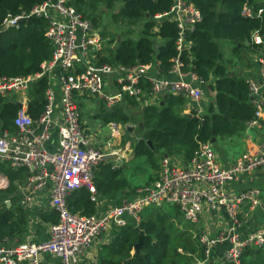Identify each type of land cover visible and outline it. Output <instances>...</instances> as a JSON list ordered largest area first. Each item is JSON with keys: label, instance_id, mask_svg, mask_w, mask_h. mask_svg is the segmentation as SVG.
<instances>
[{"label": "built area", "instance_id": "obj_1", "mask_svg": "<svg viewBox=\"0 0 264 264\" xmlns=\"http://www.w3.org/2000/svg\"><path fill=\"white\" fill-rule=\"evenodd\" d=\"M73 1L45 0L35 5L29 14L5 20V26H9L16 25L23 16L45 19L51 56L35 73L0 74V102L8 98L21 104L13 119V129L0 124V162L17 172L12 180L17 185L21 204L30 206L39 194L48 193L49 205L57 212L58 221L49 224L47 239L23 241L14 237L0 241V264L25 261L41 264L43 254L58 256L62 264H82L87 249L102 233L113 227L139 223L147 207L164 204L178 206L184 219L196 225L203 215L217 219L225 210L231 220L228 229L217 235H213L208 226L200 229L199 240L205 249V259L197 264H207L215 246L224 242L230 245L225 248L223 259L243 264L247 246L264 245V227L251 230L244 238L238 227L264 207V203L257 187L230 191L226 186L243 173L264 169V143L245 152L230 167H224L213 143L198 140V147L188 160L164 155L152 181L138 186L131 196L123 197L106 211L86 215L71 210L67 199L78 189H88L91 199L98 201L95 170L108 156L117 157L122 152L113 145L125 128L120 122L110 120L106 149L97 147L91 131L82 121L80 101L83 98H101L106 111L127 95L146 105H159L161 98L169 94L179 95L189 101L185 111L199 116L206 107L202 87L206 81L181 57L192 45L190 32L203 19L201 10L192 0H173L168 10L154 15L158 23L166 18L178 27V53L168 71L161 68L158 60L135 65L98 63L100 56L109 54L108 38ZM241 13L246 17H260L263 8L255 9L245 3ZM250 43L259 64V78L247 80L257 108V116L249 121V126L254 127L264 115V32L255 29ZM42 77H47L45 106L40 116L33 118L28 111L30 91ZM51 142L54 150L49 145ZM124 149H128V145ZM12 180L0 169V189H7Z\"/></svg>", "mask_w": 264, "mask_h": 264}, {"label": "trees", "instance_id": "obj_2", "mask_svg": "<svg viewBox=\"0 0 264 264\" xmlns=\"http://www.w3.org/2000/svg\"><path fill=\"white\" fill-rule=\"evenodd\" d=\"M43 1L45 0H0V74L35 73L41 69V63L51 56V46L45 35V19L35 15L23 16L18 24L5 26L7 18L27 15L35 5ZM192 1L201 10L203 19L190 32L192 45L183 51L181 57L208 82L215 92L213 100L207 103L199 116L194 112H183L186 100L179 95H166L165 102L160 105H143L136 97L127 95L107 111L105 117L106 122L115 120L122 124L135 118L137 128L142 132L141 137L133 142L136 156L148 158L155 167L159 165V156L162 159L166 153L170 157L188 160L198 147V140L211 141L219 136L238 137L247 122L257 116V108L250 101L248 83L243 76L230 75L231 70L225 61L222 45L226 42L233 44L238 53L235 65L244 63L245 57L241 52L254 50L251 43H246L250 40L251 33L255 29L264 32V0ZM73 2L96 27L100 25L104 10L112 12L117 23L116 26L113 25V29L118 34L110 32L107 27L101 32L108 38L109 54L100 56L98 63L135 65L158 60L164 71L171 68L173 58L178 53V27L174 21L166 18L158 23L154 15L168 10L173 0ZM245 3L255 9L263 8L262 15L253 18L244 16L241 10ZM140 24L138 36L134 38V26ZM119 34L122 36L120 41ZM114 40L116 46L111 48L110 44ZM46 88L47 77H42L30 91L28 111L33 118H38L44 110ZM127 106L139 108L138 115L132 114L131 108ZM19 107L17 102L3 98L0 102V124L13 129V119ZM124 129L127 135L128 128ZM0 169L11 180L16 176L17 172L5 163L0 162ZM120 173L119 167L113 166L111 162L100 163L95 170L99 196H112L124 189H130L132 193L138 187H134ZM16 192L17 185L13 180L7 189H0V241L23 235L27 231L25 210L17 199L11 198ZM10 198L12 205L8 207L6 200ZM67 200L73 212L92 215L97 211V203L91 199V192L86 188L73 191ZM163 206L147 207L139 223L114 228L111 242L105 245L98 264H197L204 260L205 249L199 240L200 229L197 234L188 231L189 224L185 223L187 220L178 206L167 207V210ZM40 216L47 222L58 221V214L54 210L43 212ZM136 244L139 245L138 250H135ZM242 257L243 264H264V255L257 246H247ZM213 264L232 263L223 260Z\"/></svg>", "mask_w": 264, "mask_h": 264}, {"label": "crops", "instance_id": "obj_3", "mask_svg": "<svg viewBox=\"0 0 264 264\" xmlns=\"http://www.w3.org/2000/svg\"><path fill=\"white\" fill-rule=\"evenodd\" d=\"M246 53L247 56H245L244 63L242 64L239 63L237 66H234V64H231L230 66L228 65L229 70H231V72H234L235 74L243 76L246 79V81L250 78H259V64L257 62L255 52H252L251 50H247ZM207 86L209 89H207ZM202 87L204 89V98L206 100V105H207L209 101L213 100L215 92L208 85V82L202 85ZM251 97L252 96L250 95V98ZM250 101L253 102V97L252 100ZM164 102L165 100L161 98L159 105ZM188 103L189 101L186 100V103L183 106L184 113H187L185 109L187 108ZM127 124H121V125L122 126L125 125V128L126 127L128 128ZM123 130L125 131V129ZM124 131L121 138L115 140V144L113 145L114 147L116 146V149L121 148L122 152H119L117 157H115L114 159H109L110 157H114V156H108L103 162L105 161L111 162L113 166H116L114 160L117 162L120 161L122 162V157L120 156V153L124 155L123 154L125 153L124 146L126 147V145H128V149L130 148L129 141L125 140L124 135L126 134L124 133ZM97 133H98L97 130L91 133L93 142H95V145L97 147H100L101 149L104 150L106 149L105 143L107 140L101 139L102 138L101 135L100 137H98L99 135L96 136ZM54 137H56V135H54ZM96 139L97 141H95ZM122 143L124 144L123 147L121 146ZM263 143H264V115L260 117L258 126H254V127L249 126V122H247L241 135H239L238 137H236L235 135L219 136L215 138V141L213 142V146L216 151L217 158L220 161L221 165H223L224 167H230L245 152L252 151L253 149H256L259 145ZM49 145L53 150L55 149L53 148L52 142L49 143ZM106 151H108V149ZM156 176L157 173L156 175L153 176V178ZM135 186L137 185H134V187ZM249 186H254L260 189L262 203H264V169H257L252 172L243 173L237 180L228 183L226 187L230 191L231 190L237 191ZM127 195L131 196V191L129 189L117 191L112 196H107V197H102L101 195L98 196V201H95L97 203V211H106L112 205L116 204L123 197ZM11 198L17 199L18 204L21 205L22 208L25 210L26 218L28 220L26 233L23 235L16 236L15 238L17 240H23V241L25 240L39 241V240L47 239L50 235L49 224L51 222L44 221L41 218L40 214L43 212L53 211V209L49 205V199H50L49 194L48 193L39 194L36 202L27 207L21 204V196L19 195L18 192L12 195ZM11 198L7 199V201L9 200L7 202L8 207L12 205ZM220 216L221 217L217 219H213L212 217L209 219L207 215H203L200 223L197 224V226L199 227V229L208 226L211 233L213 235H217L218 233H221L222 231L228 229L231 226V220L225 210L221 211ZM263 227H264V207L256 210L253 214H251L250 218L245 219L242 222V225L238 227V231L241 233V237L244 238L251 230L254 231L262 230ZM114 228L116 227H113L111 230L105 231L95 239L91 247L87 249L82 264H98L99 257L102 251H104L105 245L111 242V239L113 237L112 231L114 230ZM229 245L230 243H225L222 245H218L217 247L215 246L216 248L213 249V253L209 262H213V263L222 262L224 260L223 259V254L225 250L224 248H226ZM216 251L218 252L216 253ZM214 253H216V255ZM22 264H30V262L25 261ZM41 264H62V261L58 256L51 254H43L41 257Z\"/></svg>", "mask_w": 264, "mask_h": 264}, {"label": "rangeland", "instance_id": "obj_4", "mask_svg": "<svg viewBox=\"0 0 264 264\" xmlns=\"http://www.w3.org/2000/svg\"><path fill=\"white\" fill-rule=\"evenodd\" d=\"M111 13L112 12L108 10H104V12L102 13V16L100 17V20H101L100 25L97 28L102 32V30H104L107 27L110 32L115 31V34H118L117 30L113 29L117 25V23L115 19H113ZM141 25L142 24L134 26V28L136 29L135 33H133L132 35L134 38L138 36V32L140 31ZM121 39H122V36L118 40L120 41ZM115 44H116V41L114 40L113 43L110 44V47L114 48L116 46ZM222 49H223L224 58L227 64L229 66L231 64H234V66H237L235 65V62L238 60V53L235 51L234 45L231 44L230 42H226V43H223ZM241 54H243L244 57L247 56L246 51H242ZM207 89H209L208 86H207ZM102 102L103 100L98 97L83 98L80 101V104L82 106V111H83L82 121L88 127L89 131H91V133L97 130L98 133L96 134V136L99 135L98 137H100L101 135L102 137L101 139L107 140L110 134V128H109L108 122H106L105 120V117L108 112L103 108ZM140 105L142 107L144 104L143 105L140 104ZM127 108H131L132 114H136V115H138L140 111V109L137 107L127 106ZM127 125L131 128V130L129 131L127 135H124V136H125V140L129 141L130 148L125 150V153H123L124 155L120 153V156L122 157V162L121 161L117 162L115 160L114 162L116 164V167H119L120 169V172H121L120 175L125 177L132 185H139V184L147 183L151 178H153L154 175H156V173L160 169L161 164H162L161 156H159L158 158L159 165L157 167H155L153 163L149 162L148 158L146 159L144 156L142 157L136 156V153L133 148V142L141 137L142 132L138 130L137 128V123H136L135 118L129 121ZM121 146L123 147L124 144L122 143ZM114 158L115 157H110L109 159H114ZM171 206L173 205L165 204L163 206V209L167 210V207H171ZM150 207L151 206H149L148 208ZM147 210L149 211L150 209H147ZM185 223L189 224L188 231L190 232L192 231L194 234L198 233V229H199L198 226L192 223H188L187 221H185ZM179 227L184 228L181 225H179ZM181 231L182 230H179V232ZM225 243H229V242L219 243L218 245H222ZM218 245H216V247ZM260 250H261V253L264 255V245L260 247ZM217 252L218 251H216V253ZM216 253L214 254L216 255Z\"/></svg>", "mask_w": 264, "mask_h": 264}, {"label": "water", "instance_id": "obj_5", "mask_svg": "<svg viewBox=\"0 0 264 264\" xmlns=\"http://www.w3.org/2000/svg\"><path fill=\"white\" fill-rule=\"evenodd\" d=\"M20 22V19L17 21V23L16 24H18ZM9 26H12L11 24L9 25ZM118 38L120 39L121 38V36L119 35L118 36ZM246 43L247 44H250V40H247L246 41ZM158 48H159V43H157V50H158ZM231 75H234L235 73L234 72H231L230 73ZM250 100H252V97L250 98ZM20 107H21V104L19 105ZM128 130L130 131L131 130V128L128 126ZM215 141V138H213L212 140H211V142L213 143ZM151 143V142H150ZM166 156H167V153L165 154ZM141 234H143V231H142V233ZM139 249V245L138 244H136V246H135V250H138ZM211 264H213V262H210Z\"/></svg>", "mask_w": 264, "mask_h": 264}]
</instances>
